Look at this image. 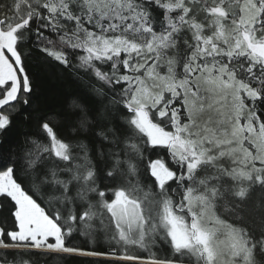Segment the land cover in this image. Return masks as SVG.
Instances as JSON below:
<instances>
[{"label": "snow or ice", "instance_id": "1", "mask_svg": "<svg viewBox=\"0 0 264 264\" xmlns=\"http://www.w3.org/2000/svg\"><path fill=\"white\" fill-rule=\"evenodd\" d=\"M32 50L79 84L56 110ZM257 189L264 0H14L0 14V264H264V228L218 214L242 219Z\"/></svg>", "mask_w": 264, "mask_h": 264}, {"label": "trees", "instance_id": "2", "mask_svg": "<svg viewBox=\"0 0 264 264\" xmlns=\"http://www.w3.org/2000/svg\"><path fill=\"white\" fill-rule=\"evenodd\" d=\"M13 3L14 0H0V14ZM30 71L34 77L38 95L49 110L60 108L70 93L79 90V84L67 69L59 66L54 61L46 60L39 51L32 50ZM18 135V130H14L9 133V139L15 140ZM218 214L229 223L243 224L258 234L261 228H264V191L257 189L252 193L246 202L244 211L241 213L242 219L223 209H218ZM69 246L99 251H105L109 248L106 240L102 238H97L95 243H92L81 236L70 238ZM34 259H37L39 264H102L101 258L73 254L35 255Z\"/></svg>", "mask_w": 264, "mask_h": 264}]
</instances>
